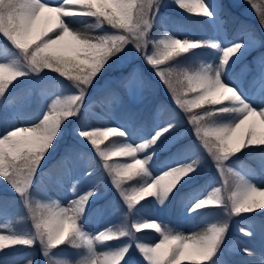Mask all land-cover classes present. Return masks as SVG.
Instances as JSON below:
<instances>
[{
    "label": "snow or ice",
    "instance_id": "snow-or-ice-1",
    "mask_svg": "<svg viewBox=\"0 0 264 264\" xmlns=\"http://www.w3.org/2000/svg\"><path fill=\"white\" fill-rule=\"evenodd\" d=\"M161 0H0V98L15 86L21 77L29 74L53 72L67 82L68 94L56 95L42 116L28 126H14L0 134V179L7 182L27 209L31 229L28 231H0V264H39L35 251L8 259L9 250L17 246L34 249L39 244L43 264H140L133 260L132 246L143 258V264H229L222 260L224 242L228 232L227 220L211 223L199 232L185 234L159 220H145L136 206L153 197L159 204L173 193L177 185L194 173L209 156L222 184L213 188L206 198H198L189 209L223 208L226 215H240L264 209V187L226 163L245 148L264 147V106H254L231 85L222 80V73L237 54L243 55L246 44L264 43L254 30L246 28L242 35L221 46L215 39H183L164 31L159 39H149ZM176 5L192 16L212 17L213 10L207 0H175ZM259 17L264 29V0H247ZM219 7V5H217ZM95 18L96 27L108 25L111 31L91 36L87 30L75 27L73 21ZM222 23V21H219ZM149 43L152 51L148 52ZM131 44L144 63L167 86L174 103L183 111L196 145L184 149L167 162V166L153 175L151 165L156 155L154 149L165 133L171 134L178 123L172 115L162 126H157L142 142H129L124 126L90 128L81 121L77 134L102 161V168L111 179L124 205V222L119 227L108 226L95 234L87 232L82 223L83 213L96 188L75 195L63 206L59 200L33 198V185L45 157L62 127L80 112L88 92L115 60L126 55ZM211 48L220 52L217 64L201 61L196 70L174 68L181 58L193 49ZM136 76L133 68L120 79L128 89V81ZM252 86L264 94V57H261L252 78ZM189 94L191 97L189 98ZM114 100L123 98L116 92ZM238 113L239 117L223 120L224 114ZM112 137L110 145L101 147L102 140ZM198 146V147H197ZM124 158L129 162H110L111 158ZM66 158L69 167L59 177L71 179L74 155ZM264 167V152L260 153ZM91 175L89 170L85 173ZM78 180H71L72 193L78 192ZM9 206L0 201V212ZM245 232L244 228L240 229ZM156 233L159 238L143 240L137 234ZM247 235H252L247 232ZM128 238L127 243H119ZM109 242L118 247H108ZM62 245L82 249L78 260L55 254ZM97 245L105 251L98 252ZM249 256L254 251L244 247ZM255 264V262H253Z\"/></svg>",
    "mask_w": 264,
    "mask_h": 264
},
{
    "label": "rangeland",
    "instance_id": "rangeland-1",
    "mask_svg": "<svg viewBox=\"0 0 264 264\" xmlns=\"http://www.w3.org/2000/svg\"><path fill=\"white\" fill-rule=\"evenodd\" d=\"M227 1L230 5L241 8L243 14L248 13L247 8L241 7L242 0ZM53 2H58V0H53ZM207 2L213 10V16H202V18L206 19L210 23V32H208L209 25H203L200 17L192 16L186 11L180 9L176 5L175 0H161L159 11L153 20V26L151 29H149L150 41L152 39L161 38L163 32L167 31L170 35L181 39L185 37H189L191 39H215L217 42H220L222 47L227 43L232 42L233 39L226 35L222 23L219 22L222 21V17L219 15V11L221 12L222 8L221 1L207 0ZM217 5H219V7H217ZM73 22L75 23V27L82 28L81 30H87L88 34L91 36H97L103 34L105 31H111L110 28L105 29L103 25L96 27L95 18L91 17L81 18L79 21ZM243 32L244 31L239 32L237 36L242 35ZM257 46L258 45L255 44H246V48L242 49L243 55L237 54L239 58L237 59L234 57L233 60L229 62V66L224 69L222 73V80L224 83L236 88L237 91L254 106H264V94L252 86V78L256 72V66L259 63L261 57H264V45L262 49L258 51L260 54L259 57L252 56L243 58L245 54L250 53ZM211 50L212 54L207 55V53L202 52L201 49H193L181 58V63L179 65L173 64L172 67L189 68L190 70L194 71L199 68L201 61L215 65L219 62L220 52L218 50ZM147 51H152L151 43H149ZM0 54H2V50H0ZM239 62L240 65L234 73L232 67L234 64ZM133 68L136 69V76L132 80L128 81V88L132 90L131 94H129L128 89L123 86L120 79L127 76ZM17 84H19L17 89L13 87V91L10 89L8 92H6L5 97L1 98V100H5L7 106L11 108L13 116H8L2 111V115L0 114V134L10 127L28 126V124L36 122L42 116L47 106L50 105L55 99L56 95L75 91L74 89H70L67 85V82L62 78L46 72H42L39 75L29 74ZM35 88L42 92V103H40V105L37 104V106L35 104ZM122 88L127 95L126 102L124 101L122 94L124 92L122 91ZM113 92L118 93L120 97L123 98V102L121 104L113 99ZM155 94H157L160 98L159 102L157 103L158 106L156 111V117L159 119V121L155 122L152 132L157 126L163 125L161 113L167 102L171 101L174 109L178 108V106L175 105L174 98L167 86L160 82L156 74L144 63L143 57L136 52L135 48L131 44H129L127 46L126 55L120 60H115V62L111 64L107 71L100 78H98L93 88L89 90L80 113L64 123L62 130L63 135L60 142H57L59 144L49 151V154L45 157V161L42 163L41 168L44 167L49 158L62 147L66 148L68 154L77 153L80 150V147H78L79 145H84L87 147V149H90V147L92 148L90 143H87V141L77 134V129L81 121H85L90 126V128L114 127L122 125L124 126L125 131H127L129 134V142L133 144L142 142L141 138H146V136L142 131L143 127H135L134 114L147 113L146 110L149 107V104L144 102ZM190 97L191 94H189V98ZM103 101H106L110 105V110H107L103 107ZM99 110L104 113V119H99L93 115L99 112ZM136 110L143 112H138ZM181 111L182 110H180L178 114ZM180 117L184 118L183 112L180 113ZM233 117L238 118L239 114L234 113L228 120L233 119ZM184 121H187V119L185 118ZM181 122L182 120L178 121L175 130L171 134H165L164 139L162 138L163 142L160 145V148H163L164 145L173 143L181 135L187 134L185 130L189 133H192V126L190 124L185 126L184 129L179 128L178 125ZM144 123L145 121H141V124ZM191 137L195 142H191V139L184 137V144L187 145V148L198 143L193 135H191ZM73 138L81 139L80 143L75 141ZM111 140V136H109L108 139L102 140L101 147L110 145ZM183 151L184 147L182 148V152ZM111 162L122 163L129 161L125 160L124 158L113 157L111 158ZM163 162H166V160H163ZM226 163L239 171L242 175H245L247 178L252 180L258 186L264 187V167H259L257 164L253 165L245 163L242 160H237L235 155L226 161ZM166 166L167 163L161 164L159 168L151 165L152 174H158ZM255 166L258 168H255ZM78 169H81V171L78 173H73L71 175V179H64L60 182L64 188H52L48 183H46L45 187L48 195L46 200H59L63 206H67L68 201L73 199L75 195L87 192L89 189L93 188V186L96 188L94 194L101 195L104 193L106 186L102 178L94 173L98 169V161L96 159L88 158L82 165L78 166ZM196 169L197 171L195 170L194 173H197L201 176V182L192 187L188 194L183 198L180 211L178 213V222H174L176 218L172 215L174 207L170 205L167 200H165L164 204L161 205L157 203L156 199L153 197H151L153 203L150 208L148 207L149 202L142 203L143 208L140 209L142 218L145 220H159L163 224L168 225L173 229L182 231L185 234L203 231L211 224L208 219H214L215 222L227 220L229 223V228L223 245L224 255L221 259L227 260L229 264H238L239 260L242 258V256H244L239 249L244 247L257 249L258 245L256 247H252L251 244L254 245L259 243L261 246V256L263 260L261 264H264V220L257 221L256 219H253V217L245 215L246 213L228 217L222 207L215 209H199L192 212L189 211L196 199L206 198L207 194L211 192L213 188L219 187L222 184V177L218 174L212 159L206 154L202 156V161ZM89 170L92 171L94 176L88 179L86 178L83 181L78 180V192L73 194L71 180H76L78 176L85 174ZM195 174L191 173V175L188 177ZM190 179L191 180L186 183H192L196 180L198 181V179L194 176ZM114 190L115 188L112 186V194L109 199L114 201L113 203L115 206L111 209L108 207L112 214L108 212L107 207H100L97 205L91 206L89 207L90 209H86L84 211L82 223L84 229L87 232L95 234L99 230H102L108 226L115 225L116 227H119L124 222V205L117 190L115 192ZM4 192L9 193V196L7 197V204L8 206L11 205V207H14V213H16V210L19 209L24 215L28 214L27 209L23 206V203L20 201L17 194L11 189V186L8 185L7 182L0 179V194ZM35 192H37V189L34 188L33 185V198L41 200L40 197L35 195ZM16 205H20V207L18 206L15 208ZM9 210L6 212H0V231H2L4 234H9L11 231H28L31 229L30 220L27 224H25V226L16 227V229H13L10 225ZM199 213L203 214L201 219L206 218L207 220H197L196 216ZM104 214L105 222L101 224L100 222ZM111 216L117 217V220L111 222ZM241 228H244L245 232H241ZM247 232H251V236H254V239L247 240L241 235H247ZM137 235L143 240H155L159 238V236L153 232H145ZM127 242L128 238H123V240L119 243ZM107 246L114 248L118 247L119 245L116 242H109ZM35 248L36 249L34 250L30 249V251L36 250V256L39 260V264H43V257L38 251L39 244H37ZM105 250L106 249L104 246L97 245L98 252ZM132 252L133 260L139 261L140 264H143V258L140 256L139 252L135 251L134 244L132 246ZM55 254L71 259L69 253H67L61 247L55 250ZM21 255H24V253ZM23 264H27V258L24 259ZM121 264H123V262H121Z\"/></svg>",
    "mask_w": 264,
    "mask_h": 264
},
{
    "label": "trees",
    "instance_id": "trees-1",
    "mask_svg": "<svg viewBox=\"0 0 264 264\" xmlns=\"http://www.w3.org/2000/svg\"><path fill=\"white\" fill-rule=\"evenodd\" d=\"M221 4H222V8H221V12L219 11V15L223 18V25L226 29V32L229 36H234L237 32L241 31V30H245L246 28H248L249 30H254L255 34L260 37L262 40H264V29H261L259 26V17L257 15V13L255 12L254 9L251 8V5L247 3V0H242L241 3V7H245L248 9V13L247 14H243L241 11V8L238 7H234L232 5H230L228 3L227 0H220ZM105 29L110 28L108 25H103ZM261 49V46H257L256 49H254V51H259ZM49 73H53V72H49ZM55 74V73H53ZM56 75V74H55ZM57 76V75H56ZM63 94H68L63 93ZM158 99V95L155 94L152 98H151V105ZM181 109L179 108H175L174 106L171 104V101H168L167 104L164 106V110H163V120L166 122L172 115H175L177 118H180V113L178 114V112ZM183 112V111H181ZM139 114L137 116V120L140 118ZM233 114H224V116L222 117L223 120H228ZM99 117V116H97ZM100 118V117H99ZM186 118L185 114H184V119ZM153 119V109L151 108L147 114L146 120L150 123ZM183 119V118H182ZM67 120L64 122L66 123ZM189 123L188 121H182L181 124H179V128H183L185 126H187ZM63 130V127H62ZM185 132L187 134L181 136L177 141H175L174 143L170 144V145H166L165 148L163 149H159V145L162 141L163 136L161 137V139L157 142V146L154 147V149L152 150H156V155L153 157V163L156 166H159L162 161L164 159H170V161L174 160L175 157H177V155H179L181 153L180 148L185 146L184 143V137L191 139V135H193L192 133H189L188 131L185 130ZM184 132V133H185ZM63 135V134H62ZM62 135L57 137V141L60 142ZM165 135V134H164ZM187 135V136H186ZM77 139V142L80 143L81 139ZM194 140L191 139V142H193ZM57 144L59 143H54L53 147L51 149H53ZM50 149V150H51ZM81 149L87 150L89 152H91L93 154V156L95 155L96 157L97 154L94 152V150L90 147V149H85L83 146H81ZM49 150V151H50ZM264 152V147H253V148H245L243 151L235 154V157L239 160H242L244 162H256L255 159L257 157L260 156V153ZM84 156H86V152L83 151ZM99 158V157H98ZM100 159V158H99ZM111 162V161H110ZM152 163V164H153ZM48 166H52L54 169L55 167H59V166H63V163L61 162V159H57L56 160V156H52V158L49 160ZM197 171V169H196ZM195 174V173H193ZM191 175V174H190ZM197 175V179H198V175L199 174H195ZM192 175L186 179H190L191 177L195 176ZM110 179V178H109ZM184 180H182L176 187V189L173 191V193L167 198V200L169 201V204L173 205V211L172 213H176L177 209H178V204H179V198L180 196L178 195H174V192H176L177 190H179L180 188L183 189V193L187 192V186L185 187V184L183 183ZM194 183L198 184L199 181H194ZM195 184V185H196ZM193 187V186H192ZM34 188L37 189V192H35V195L38 196H43V192H41L40 188L41 186L39 185L38 182L34 183ZM9 195L7 193H3L0 194V201H6L7 202V197ZM150 198H148L149 200ZM98 200L92 196L89 201V203H93V202H97ZM150 201V200H149ZM20 207V205H16L15 208ZM14 207H11V205L9 206V214H10V225L13 229H16V227H22L25 226V224L28 223V221L30 219H20V217H27V215H24L19 209L16 210V213H14L13 211ZM255 214H259V212H255ZM260 215V214H259ZM196 219H200V215H197ZM210 222L214 223V220L212 219ZM63 248H65L74 258L78 259L80 258L83 254L84 251L82 249H76V248H72L69 247L68 245H62ZM26 248L17 246V249L14 252H11L9 250H5L6 252H9V256L7 257L8 259H12L15 256H19L21 255L23 252H25ZM0 256H2V254H0ZM241 264H253V256H251L250 259L247 258H242L240 260Z\"/></svg>",
    "mask_w": 264,
    "mask_h": 264
},
{
    "label": "bare ground",
    "instance_id": "bare-ground-1",
    "mask_svg": "<svg viewBox=\"0 0 264 264\" xmlns=\"http://www.w3.org/2000/svg\"><path fill=\"white\" fill-rule=\"evenodd\" d=\"M74 23V22H73ZM74 25H75V23H74ZM82 29V28H81Z\"/></svg>",
    "mask_w": 264,
    "mask_h": 264
}]
</instances>
